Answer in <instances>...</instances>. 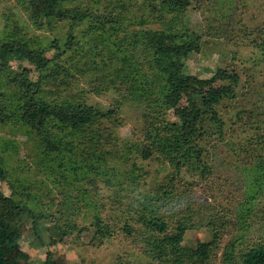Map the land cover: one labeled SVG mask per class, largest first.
I'll use <instances>...</instances> for the list:
<instances>
[{
    "label": "rangeland",
    "instance_id": "374dc122",
    "mask_svg": "<svg viewBox=\"0 0 264 264\" xmlns=\"http://www.w3.org/2000/svg\"><path fill=\"white\" fill-rule=\"evenodd\" d=\"M82 6L105 18L76 23L67 49L70 21L35 23L19 0H0V45L25 44L50 61L60 59L65 68L45 83L46 99L115 110L81 130L53 128L58 146L46 151L15 114L19 80L36 79L39 68L21 57L0 62V92L14 114L0 124V162L6 172L0 205L13 201L39 218L35 226L23 220L20 237L5 243L6 264L18 250L29 255L28 264H43L47 252L64 264H168L152 258L157 235L137 222L142 202L159 195L168 232L177 221L189 227L183 248L216 235L207 264H236L249 248L264 246V0H190L178 12L160 0H86ZM146 29L200 35V51L185 61L188 73L207 78L220 67L238 74L232 94L213 106L222 125L214 127L207 115L196 138L207 173L195 165L176 172L157 152L141 155L146 101L162 85L150 52L138 41ZM54 41L65 52L61 57ZM214 95L206 85L182 104L194 110ZM164 113L172 118L170 111ZM159 117L155 124L164 116ZM230 242L235 250L226 261L224 247Z\"/></svg>",
    "mask_w": 264,
    "mask_h": 264
},
{
    "label": "trees",
    "instance_id": "16d2710c",
    "mask_svg": "<svg viewBox=\"0 0 264 264\" xmlns=\"http://www.w3.org/2000/svg\"><path fill=\"white\" fill-rule=\"evenodd\" d=\"M28 9L35 23L46 20L70 21L69 36L65 42L68 49L74 43L72 29L76 23L85 19L103 22L104 16L93 14L90 8L82 4L86 0H19ZM161 4L169 11H181L190 5V0H160ZM110 18L108 21H111ZM138 41L145 50L151 54V67L160 75L162 85H159L158 95L146 101L147 111L143 113L144 139L146 143L141 149L143 158L159 153L176 172L183 166H196L202 173H207V166L203 164V149L196 141L201 134V125L204 117L208 115L209 121L218 129L222 125L221 118L213 108L222 97L232 94L233 86L239 81L238 74L226 68L213 69L207 78L195 73H188L185 67L187 57L194 52H199L201 37L194 31L167 32L164 30L146 29L138 36ZM53 47L59 50L61 57L65 52L53 42ZM7 56L21 57L31 64L36 65V79L29 76L22 77L18 82L21 103L18 105L17 114L19 121L31 128L46 151L56 150L58 141L54 138L53 128L61 126L70 130H81L90 127L103 118L111 117L115 110L109 108L100 110L91 104L78 102L68 98L46 99L44 85L49 79L61 76L65 68L60 64V59L50 61L42 51L33 50L25 44L10 42L0 45V62L5 65ZM52 63L49 69L47 63ZM207 85L215 92L214 97L203 100L201 105L194 110H187L182 102L195 97ZM5 94L0 92V124L10 119L13 113L6 109ZM156 109L154 121L150 120L152 111ZM164 111H170L172 118L165 116ZM164 116L155 124L157 119ZM6 180V172L0 162V181ZM163 196H157L152 202H142V212L138 214L137 222L145 230L157 235L151 247L152 258L165 261L168 264H207L210 250L216 243L213 239L198 242L195 248L186 249L180 245L184 232L189 227L186 222L177 221L173 231L168 232V224L161 217L158 201ZM153 201L155 203H153ZM30 220L35 226L38 222L28 209L21 207L13 201L7 202L6 207L0 205V264H6L5 243L11 242L21 235L23 220ZM125 226V229H128ZM102 229V228H100ZM57 230V229H56ZM235 243H227L224 247L223 259L228 261L233 258ZM29 255L18 250L12 257L10 264H28ZM43 264H64L61 257H53L47 252ZM236 264H264V246L258 245L243 252Z\"/></svg>",
    "mask_w": 264,
    "mask_h": 264
}]
</instances>
